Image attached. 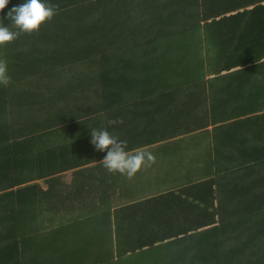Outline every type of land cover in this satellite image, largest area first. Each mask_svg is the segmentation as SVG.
I'll return each instance as SVG.
<instances>
[{
  "label": "crops",
  "instance_id": "crops-1",
  "mask_svg": "<svg viewBox=\"0 0 264 264\" xmlns=\"http://www.w3.org/2000/svg\"><path fill=\"white\" fill-rule=\"evenodd\" d=\"M49 1L45 3L51 4ZM23 2L10 0L0 12V23L10 25L7 12ZM1 15L5 19H1ZM74 21L78 20L54 16L42 24L39 31L21 35L0 48V59L7 62L11 77L7 87L0 85V104L14 106L27 102L26 94L30 90L36 93L30 99L36 97L35 101L49 103L55 101L54 96H62L60 89L66 85L64 80L68 84H81L86 94L79 95L88 98L85 103L106 105V109L110 104H117L115 111L102 112L106 118L103 127L111 135L125 140L126 150L130 153L136 149L150 151L155 156V163L142 167L131 180L118 173H108L100 164L102 160H94L92 163H75L74 171H79L75 175L68 171L63 173L64 176L55 174L28 182L40 185L46 194L38 191L19 193L21 200L17 213L20 217L12 220L11 226H6L5 235L2 232L0 235V264H112L117 258V250L140 244L142 233L183 230L184 227L179 229L170 224L179 213L188 209L184 207L186 201L194 198L195 202L209 201L211 191L214 195L219 194V202L225 206L236 204L238 199L264 200V115L258 119L235 118L234 115L237 103L245 100L237 93L251 84L253 75L249 65L228 64L223 68L220 64L215 65L217 71L213 75L218 76L216 82L220 93L216 89L213 102L217 105L215 117L221 120L204 128L207 103L204 98H118L113 95L117 92L113 88H121V84L116 83V68L109 71V67L104 71L100 67V72L94 73L97 67L87 62L78 64V58L75 64L65 63L59 73L57 67L45 70L43 66L46 59L47 65L50 64L51 55L65 58L74 53L69 41L80 37V27L75 28ZM211 21L202 26L203 38L213 41L212 51L216 56L229 50L234 53L237 44L233 41H243L239 44L241 54L246 53L250 39L264 41L263 17L226 15ZM221 40L232 42L223 49L219 45ZM31 71L37 73L35 79L25 80L23 73ZM46 71L51 77H45ZM101 110H105L104 107ZM108 119H122L124 123L108 126ZM55 166L56 163L47 164V172L53 171ZM215 170L219 179L206 177ZM210 181L214 182L212 186ZM143 184L148 185V191L162 193L128 204L135 209L127 214L119 213V224L114 225L112 220L111 224L108 212L96 209L90 202L97 198H116L118 192L122 194L121 198L131 197L140 189L136 185ZM189 191L193 194L187 197L185 194ZM168 209L180 211L174 210L178 212L177 216L161 211ZM39 215L43 217L40 218L42 223H38ZM129 237L130 241H127Z\"/></svg>",
  "mask_w": 264,
  "mask_h": 264
},
{
  "label": "trees",
  "instance_id": "trees-1",
  "mask_svg": "<svg viewBox=\"0 0 264 264\" xmlns=\"http://www.w3.org/2000/svg\"><path fill=\"white\" fill-rule=\"evenodd\" d=\"M51 1L57 6L55 16L78 20L73 26L80 27V37L69 41L74 53L65 58L51 55L50 64L45 61V70L57 67L59 73L65 63L75 64L78 58V64L87 62L97 67L94 73L100 72V67L104 71L116 68V83L121 88H113L117 91L113 95L118 98H204L207 101L204 128H208L221 120L215 117L217 105L213 102L216 89L219 92L218 76L213 75L217 71L215 65L220 64L221 68L228 64L249 65L251 84L245 89L240 87L237 95L245 100L237 103L234 115L250 119L264 115V41L250 39L245 54H241L239 45L243 41H233L237 44L234 53L229 50L216 56L213 41L203 38L202 30L204 24L220 16L264 18V0H61L62 5L58 0ZM231 42L221 40L219 45L225 49ZM36 75L35 71L26 72L23 78L35 79ZM49 76L46 71L45 77ZM64 81L66 85L59 90L62 96H54L53 102L30 99L36 94L30 90L27 102L14 106L0 104V235L1 232L5 235L6 226L20 217L19 193L46 194L40 185L28 182L55 174L64 176L68 171L75 175L79 172L74 171L75 163H92L106 155L91 145L90 132L105 129L102 112L115 111L117 104H110L107 110L106 105L85 103L88 98L79 95L86 94L85 87ZM96 94L99 95L97 91ZM9 106L11 112L7 113ZM49 163L56 166L47 172ZM216 171L206 177L219 179ZM136 186L141 190L134 191L131 197L121 198L118 192L116 198L90 202L96 209L108 212L111 224V220L114 225L119 224V213L135 209L128 204L162 193L148 191V185ZM192 194L189 191L185 195ZM210 195V200L203 203L195 202V198L186 201L184 207L188 209L178 216L174 210L180 209L161 210L163 214L174 213L177 217L170 225L184 229L142 233L140 244L117 250L112 264H264V200L238 199L236 204L225 206L219 202V194L211 191ZM37 218L42 223L43 217Z\"/></svg>",
  "mask_w": 264,
  "mask_h": 264
},
{
  "label": "clouds",
  "instance_id": "clouds-1",
  "mask_svg": "<svg viewBox=\"0 0 264 264\" xmlns=\"http://www.w3.org/2000/svg\"><path fill=\"white\" fill-rule=\"evenodd\" d=\"M10 0H0V12H3ZM56 5L46 4L44 0H24L13 6L6 14L10 26L0 23V48L14 42L21 35H31L39 31L42 24L56 15ZM11 83L7 62L0 59V85L7 87ZM108 126L123 124L122 119H108ZM90 143L97 152H106L100 162L110 174H120L131 180L141 168L155 163L150 151L136 149L127 151V142L111 135L106 129H91Z\"/></svg>",
  "mask_w": 264,
  "mask_h": 264
}]
</instances>
